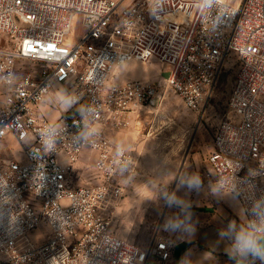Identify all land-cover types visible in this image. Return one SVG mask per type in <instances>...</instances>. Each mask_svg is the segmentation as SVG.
I'll list each match as a JSON object with an SVG mask.
<instances>
[{"label":"built area","instance_id":"2783aa9c","mask_svg":"<svg viewBox=\"0 0 264 264\" xmlns=\"http://www.w3.org/2000/svg\"><path fill=\"white\" fill-rule=\"evenodd\" d=\"M150 58L197 111L225 61L237 63L233 116L216 126L207 175L240 200L247 235H264V0H0V150L12 138L22 151L0 162V264H178L176 236L142 246L112 227L134 157L111 131L151 105L160 83L109 80ZM55 85L70 105L52 121L41 104ZM85 150L96 153L94 180L78 184ZM234 245L245 250L240 237Z\"/></svg>","mask_w":264,"mask_h":264},{"label":"rangeland","instance_id":"374dc122","mask_svg":"<svg viewBox=\"0 0 264 264\" xmlns=\"http://www.w3.org/2000/svg\"><path fill=\"white\" fill-rule=\"evenodd\" d=\"M229 59L213 83L205 106L199 111L187 107L164 81L160 74L165 72L166 66L155 58L146 62L131 59L111 74V83L136 79L160 83V94L152 99L151 105L134 116L129 124L111 131L114 140L134 157L132 172L124 181L123 196L112 214V227L118 236L143 246L158 234H182L185 210L195 205L199 191L204 186L211 187L205 188V197L217 196L219 188L214 187L212 178L207 175L210 171L208 159L216 126L221 119L233 116L229 110V97L237 63ZM2 90L0 84V99ZM42 104L60 109L59 116L70 101L63 95V88L55 85ZM84 152L83 163L72 172L76 183L83 177L82 172L91 182L94 180L90 171L96 153ZM21 153L19 143L9 138L0 150V162L13 155L20 157ZM207 208L220 210L217 205ZM32 234L38 238L43 231ZM179 236L177 240H180ZM256 251L261 254L258 245Z\"/></svg>","mask_w":264,"mask_h":264},{"label":"crops","instance_id":"0c3cea01","mask_svg":"<svg viewBox=\"0 0 264 264\" xmlns=\"http://www.w3.org/2000/svg\"><path fill=\"white\" fill-rule=\"evenodd\" d=\"M41 110L52 121L56 120L60 113V109H54L49 104H41ZM84 157L85 152L82 153L76 166L83 163ZM82 174L83 177L79 179L78 184L90 181L88 175L86 177L83 172ZM90 175L93 176V168ZM205 188L211 187L204 186L199 191V197L195 199V205L185 210L182 234L177 235L180 240H176L173 251L178 264H232L238 257H249L255 249L245 248L243 251H238L234 245L236 238L247 236L248 233L240 200L220 188L216 197H205ZM208 205L212 208L217 205L220 210L208 209Z\"/></svg>","mask_w":264,"mask_h":264},{"label":"clouds","instance_id":"9594fccd","mask_svg":"<svg viewBox=\"0 0 264 264\" xmlns=\"http://www.w3.org/2000/svg\"><path fill=\"white\" fill-rule=\"evenodd\" d=\"M241 240V247L242 248H257L256 237H253L251 234H248L247 236L240 237Z\"/></svg>","mask_w":264,"mask_h":264},{"label":"water","instance_id":"95a60500","mask_svg":"<svg viewBox=\"0 0 264 264\" xmlns=\"http://www.w3.org/2000/svg\"><path fill=\"white\" fill-rule=\"evenodd\" d=\"M164 77H168V72L163 73ZM257 245L261 253L264 255V235L257 240Z\"/></svg>","mask_w":264,"mask_h":264},{"label":"bare ground","instance_id":"6f19581e","mask_svg":"<svg viewBox=\"0 0 264 264\" xmlns=\"http://www.w3.org/2000/svg\"><path fill=\"white\" fill-rule=\"evenodd\" d=\"M173 15L171 14V15H169V17H172ZM142 62H146V61H142ZM121 66V65H120ZM119 67V66H118ZM118 67H116L115 69H114V71H113V74H114V72H115V70L118 68ZM164 79V81H167V79L166 78H163Z\"/></svg>","mask_w":264,"mask_h":264}]
</instances>
